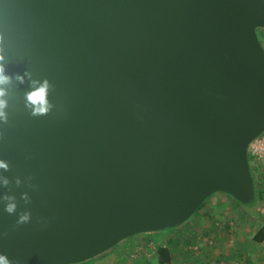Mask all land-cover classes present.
I'll return each instance as SVG.
<instances>
[{"label":"water","instance_id":"95a60500","mask_svg":"<svg viewBox=\"0 0 264 264\" xmlns=\"http://www.w3.org/2000/svg\"><path fill=\"white\" fill-rule=\"evenodd\" d=\"M257 29L264 0H0L12 78L0 196L31 213L17 226L0 202V254L77 264L178 227L214 193L252 200L247 148L264 132ZM44 80L53 107L33 116L25 94Z\"/></svg>","mask_w":264,"mask_h":264},{"label":"crops","instance_id":"0c3cea01","mask_svg":"<svg viewBox=\"0 0 264 264\" xmlns=\"http://www.w3.org/2000/svg\"><path fill=\"white\" fill-rule=\"evenodd\" d=\"M223 194L202 208L192 219V227L179 225L170 233H142L145 235L129 237L124 244L122 240L108 264H141L150 258L145 254L152 250L156 258L151 263L158 264L159 248H166L172 257L171 263L175 264H264V241H252L254 233L264 224V208L258 209L259 218L251 217L248 209ZM262 202L264 205V198ZM247 222L248 227L253 223L250 229ZM186 249L191 250L190 254Z\"/></svg>","mask_w":264,"mask_h":264},{"label":"clouds","instance_id":"9594fccd","mask_svg":"<svg viewBox=\"0 0 264 264\" xmlns=\"http://www.w3.org/2000/svg\"><path fill=\"white\" fill-rule=\"evenodd\" d=\"M3 42V37L0 36V43ZM5 56L3 54V49L0 48V121L7 123L8 116L6 113V109L8 107V102L5 99L7 96L6 87L12 82V78L5 74ZM30 78V74L25 72L24 75H16V80L19 81L20 84L25 82V77ZM49 89L50 84L47 80L43 82L40 81H32L31 90L25 94L26 107H28L33 116H41L47 114L53 105L49 101ZM0 170L8 171L9 164L4 160H0ZM9 180L7 178L3 179L0 187L8 188ZM15 184L17 187L20 186L21 181L16 179ZM11 191V189H9ZM21 199L27 204L30 203V198L27 193H23L21 195ZM0 202L4 205V211L9 215H18V219L16 221L17 226L27 224L31 221V213L28 211L17 213V200L14 195L4 194L0 196ZM3 236H7V233H3ZM0 264H14L6 255L0 254Z\"/></svg>","mask_w":264,"mask_h":264},{"label":"rangeland","instance_id":"374dc122","mask_svg":"<svg viewBox=\"0 0 264 264\" xmlns=\"http://www.w3.org/2000/svg\"><path fill=\"white\" fill-rule=\"evenodd\" d=\"M256 32H257L258 40H259L261 46H262L263 49H264V30L257 29ZM261 176H262V175H261ZM258 179H259V178H258ZM259 181H260V182L257 183L256 188H257L258 192H261V191H262V188L264 187V186H263L262 177L260 178ZM220 195H222V193H221V194H219V193H214V194H212L210 197H208V198H207V199L201 204V206H200L201 209H200V208H199L200 210L197 209V211H195V213H194L189 219H187L185 222H183L181 225H189V224H190V227H192V225H191V221H192V219H193L194 217L198 216L199 213L201 212L202 208L206 207V205L209 206V204H211V203L213 202V200H214V202H215V199H213V198H215V197H219ZM223 195H224V194H223ZM261 206L264 208V205H261ZM242 207H243V206H242ZM244 207H247V206L244 205ZM195 219H196V218H195ZM246 224H247V228H249V229H250V227H252V225H253L252 222H251V224H250V227H248V225H249L248 222H247ZM174 229H175V228H171V229H168V230H164V231H162V232H160V233H161V234L170 233V232H173ZM251 229H253V228H251ZM140 235H145V234H140ZM128 239H129V238L123 240L124 242H123V241H121V242H123V244H124V243H127V242H128ZM126 241H127V242H126ZM121 242H119V243H121ZM119 243H118V244H119ZM118 244L115 245V246H113L112 248H110V249L107 250L106 252L102 253L101 255H98V256H96V257H94V258L88 259V260H86V261H83V262H80V263H77V264H101V263L105 264L104 262H107V264H108V262H109L110 260L113 259V257H112L113 254L116 252V250L119 249V248H118ZM185 251L187 252V254H190V252H191L190 249H186ZM151 253H152V254H151ZM144 254H145V253H144ZM145 255H147V257L149 256L150 258H149L148 260H146L145 262H142L141 264H152L151 261H155L156 255H155V252H154L153 250H152L149 254H145ZM100 257L102 258V260H100ZM103 261H104V262H103ZM99 262H100V263H99ZM133 264H136V263H133ZM172 264H175V263H172Z\"/></svg>","mask_w":264,"mask_h":264},{"label":"trees","instance_id":"16d2710c","mask_svg":"<svg viewBox=\"0 0 264 264\" xmlns=\"http://www.w3.org/2000/svg\"><path fill=\"white\" fill-rule=\"evenodd\" d=\"M251 171V175L253 178V183H254V195H253V199L250 200L248 203L246 204H242L240 202L235 201L238 206H240L241 208H245L248 209V212L250 214L251 217L254 218H259V208L261 206V203L263 198H264V187L262 188L261 192H258L256 185L258 182H260V178L262 177L260 172L258 170H255V174L252 171V169L250 168ZM259 178V179H258ZM263 186H264V182H263ZM244 205H246L247 207H244ZM243 206V207H242ZM251 211V212H250ZM252 213V214H251ZM252 241L254 243H261L264 241V224L262 225V227H260L252 236ZM157 256H158V264H172L171 260L172 257L169 254L168 250L166 248H159L156 251Z\"/></svg>","mask_w":264,"mask_h":264},{"label":"built area","instance_id":"2783aa9c","mask_svg":"<svg viewBox=\"0 0 264 264\" xmlns=\"http://www.w3.org/2000/svg\"><path fill=\"white\" fill-rule=\"evenodd\" d=\"M247 157L254 174L255 170H258L264 182V132L248 145Z\"/></svg>","mask_w":264,"mask_h":264}]
</instances>
